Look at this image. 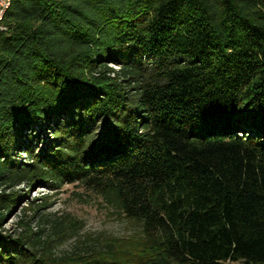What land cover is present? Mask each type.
<instances>
[{
	"label": "trees",
	"instance_id": "1",
	"mask_svg": "<svg viewBox=\"0 0 264 264\" xmlns=\"http://www.w3.org/2000/svg\"><path fill=\"white\" fill-rule=\"evenodd\" d=\"M2 23L0 264H54L2 223L19 186L74 183L138 228L91 264H264V0H11Z\"/></svg>",
	"mask_w": 264,
	"mask_h": 264
},
{
	"label": "rangeland",
	"instance_id": "2",
	"mask_svg": "<svg viewBox=\"0 0 264 264\" xmlns=\"http://www.w3.org/2000/svg\"><path fill=\"white\" fill-rule=\"evenodd\" d=\"M17 189L26 195L7 214L2 229L14 234L26 229L24 236L30 240L38 235L42 240L49 236L48 247L54 252V264H91L101 257L110 261V257L140 254L139 247L133 243L137 226L83 185L60 184L48 190L37 184L30 188L21 185ZM42 198L47 207L34 214ZM131 261L137 264L138 259L135 256Z\"/></svg>",
	"mask_w": 264,
	"mask_h": 264
},
{
	"label": "built area",
	"instance_id": "3",
	"mask_svg": "<svg viewBox=\"0 0 264 264\" xmlns=\"http://www.w3.org/2000/svg\"><path fill=\"white\" fill-rule=\"evenodd\" d=\"M11 0H0V31H3L5 27L3 26L2 20L6 10L10 5Z\"/></svg>",
	"mask_w": 264,
	"mask_h": 264
}]
</instances>
